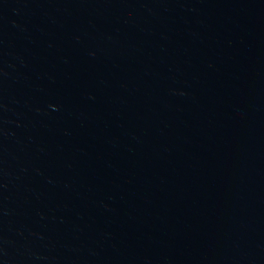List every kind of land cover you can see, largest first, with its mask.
<instances>
[{
    "label": "water",
    "instance_id": "water-1",
    "mask_svg": "<svg viewBox=\"0 0 264 264\" xmlns=\"http://www.w3.org/2000/svg\"><path fill=\"white\" fill-rule=\"evenodd\" d=\"M0 264H264V0H0Z\"/></svg>",
    "mask_w": 264,
    "mask_h": 264
}]
</instances>
